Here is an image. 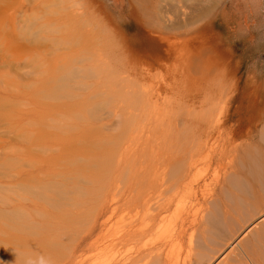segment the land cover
Returning <instances> with one entry per match:
<instances>
[{
	"label": "bare ground",
	"instance_id": "1",
	"mask_svg": "<svg viewBox=\"0 0 264 264\" xmlns=\"http://www.w3.org/2000/svg\"><path fill=\"white\" fill-rule=\"evenodd\" d=\"M1 1L5 2V0H0V3ZM8 1L10 2L15 1L19 3L23 1L26 2L25 4L28 3V5L30 2V0H8ZM34 1L36 2L34 3L36 5L40 3L43 4L42 0H34ZM94 1L95 0H85V2H87V4H89L90 6L92 4L91 2ZM226 1L227 0H132L131 4L133 5L138 4L139 9L141 11V13L139 14L138 11L133 6L131 7L134 8V11L133 12L131 11L132 14L131 16H133L139 22L138 28L141 30L140 32L141 34H139L141 35V37L140 39L138 37V39L139 41H143L146 38L147 41L149 39L152 42V45H150L148 42L143 41V43L140 44V46L138 47H136L132 39H129L127 37H125L124 39L122 38V40H120L119 37H117L119 40L117 38H116L117 40L113 38L114 36L117 35L116 31L112 33L113 34L112 38L114 40L112 41L111 44H109L110 42L108 43V41L104 42V40L103 41L100 40L99 38L101 37L97 36L99 37L96 38L98 41H96L95 39L86 40V45L84 44L86 47H84L82 42L85 43V40H83L81 35L83 33L82 32L83 23L79 24L81 21L78 20L81 19L83 15H81L82 12H80L82 11L81 10L82 8L79 7L78 9H76L78 10L77 12L76 10L75 11L73 10L74 11L73 14H75L74 17L75 18L76 16L80 17L77 19L78 21L76 22L77 27L74 33L75 34L74 37H76L75 42L79 40L78 42H76L78 43V45L81 40L80 45L82 46L79 49L78 48L79 46L76 45L78 50L76 49L75 55H78L79 58L78 59L74 58V59L76 60V64L78 63L77 60H79L80 62H82V64L85 65V67L84 69L81 70L80 65L77 64L76 66L78 67V69L80 67L79 70L81 71H79L77 67L76 70L75 68L69 70L68 75H65L67 77L63 79H62V75L67 71L66 72L63 71L60 74H55L53 70L56 69V67L54 66V69L52 70L54 76L51 74L53 77L51 75L50 77L47 76V78L45 77L46 79H43L42 81L40 75H42V67L45 66L46 63H44L45 61H42L41 49H39V47L41 46L33 47V45L36 44V39H35V44L33 45L29 44L32 48L27 47L26 45L25 46L21 45L19 49L16 50L14 49L15 50L14 51L11 48H10L11 50L6 49V45H8L7 42L10 40L9 37L11 36L5 35L4 32L0 31V62L1 60H2L1 62L2 64L3 62H5L7 68L10 67L8 68L9 70L12 69L11 67L13 62V61L10 62L11 61L10 57L14 59L17 51L19 53L21 50L26 52L27 50L31 49L34 52V55H32L31 57L29 56L30 58L27 57L28 55L25 53L26 54V56L24 55L25 59L26 58L29 59L24 64H20L21 63L20 62L19 65L21 66H17V69L15 68L16 70L14 72V75L11 76L13 81L9 79L7 80L0 79V246L1 247L30 246V248H33L36 246L32 240H31L32 242L28 240L29 236H24V235L22 236L21 234H15L12 231L14 230L13 228L18 225L26 224V226H29L27 222L31 219V216H33V219L31 221V224L33 226L38 225L41 226L42 228H47L50 227L51 224L53 225L56 221H61L64 224H68V221L72 219L73 221L78 222L80 221V219L82 220L84 218V216L87 214L88 210L91 207L97 206V212H96L97 214L93 215L87 223L86 234H82V236L83 235L84 236L83 237L81 236L80 239L77 240L75 245H73L72 248L73 255L70 259L65 261L64 264H101L100 261H91V258L88 257L85 260H81L78 258V255L84 252L85 253L92 252L94 249L97 250L99 248V252L97 250V253L99 254L100 257H103V253H105L104 250L107 251L108 248H110V250L117 249L116 254H118L119 253L118 250L120 249V247L125 248L124 250L125 253L123 252L124 254L122 253L123 250L121 251V253L123 254L122 257H120L122 255L121 254L118 256L120 258L118 257L115 258L117 255L114 254V256L116 255L114 257L115 259L111 258L112 259L111 260L109 258L110 261L109 259L108 261L104 259L103 260L104 263L103 262L102 263L103 264H264V228H261L262 226H264V213L262 211L263 208L261 209L262 205L260 208L258 206V202L261 203L262 199L258 196V194H256V192H253L254 188L252 186V182L249 180L250 176H256L257 174H261L262 170H260L257 162H254L255 168L251 167L250 165L249 166L251 167L249 170V172H251L250 175L247 176L246 171L243 173V175L246 176L243 177L244 179L246 178V181H248L247 183L246 181H243V178L241 179L242 176H240L241 173L238 174V170H237L238 168L236 169L233 167L229 169L228 179H225L226 177L224 178V180H227L226 182H224V185L226 186L224 190L228 188V191L231 192L232 195H235L234 197L231 198L229 197L231 199V204L234 202L235 205H232L233 207L231 208L230 207L227 208V203L228 202L230 203V201L228 200V198L227 199L225 198L227 202H222L221 204H217L216 206H214L213 209L210 207L211 209L209 213L202 214L201 218H199L198 212L197 211L193 212V207H196L197 205L200 204V199H199L200 195L198 196V193L202 192L203 187L209 189L208 188L209 182L207 179H204V177L197 175L198 172L196 170V167L198 161L194 160V158L205 156L206 161H208V167L209 166L214 167V177H216L219 174L218 169L220 167L222 169L224 168L226 171L227 168L230 167L228 165H225V160H226V156H233V154L228 151L231 144H228L226 141L222 143L221 142L218 143L217 140H215L210 144L208 140L204 141L203 138L197 136L196 133L193 132V129H189L188 128L189 124L188 126L187 124H185L187 123V121L184 120L182 117H180L182 112L179 113V109L180 111H182L183 110V109L181 110L182 107H179L177 111H175V108H166L158 113V116L160 114L161 119L159 120L158 116H156L158 121H156L157 123L153 122V124L155 123V125L157 126V131L159 133L156 139L154 138V136H152L151 133L150 135H147V138L145 137L143 138L142 136H139L140 141H143V143L136 150L137 156L135 158H132L135 161L133 168L136 166L137 162H139L140 163L139 169L135 172L133 176L129 177L128 179L129 182L125 184L124 190L120 195L118 194L119 195L118 197L117 196L112 197L109 196L108 193H103L104 190L102 189V186L99 185V181L97 182V180L93 181L94 182L93 185L99 191L100 195H98V197H92V198L84 195L83 191L86 189L85 185L87 184L84 185L79 179L80 177L76 178L75 177L76 174L73 173L75 175L73 176L72 174L73 171L72 172L70 171V165L73 168L75 167V164L70 159L71 155H69L68 153H67L68 155H64V151L65 152L69 151V153H73L76 150L77 152L78 147L76 146H79V149L80 146H82L81 149L84 152L85 149L83 148L85 147L84 145L86 144L89 145L90 143H88L86 139L83 140L81 138L79 139L78 136L76 138L73 134L72 135L74 137L71 134L63 135L60 132H58L59 120L62 117V114L64 113L70 114L72 113L71 112L72 110L70 111L71 106L84 105L88 101L85 100L87 96L79 94L78 90L81 89V87L84 85L91 86L92 89L90 88L89 89L92 91V93L95 96L101 98V102L94 104L93 107L96 108L98 111H102L104 107L108 108L107 116L111 119V121H109L111 122L110 125L108 124L109 122L103 123L99 126V129H102L101 131L115 130L116 132L114 134H110L106 136V138H104L105 140L100 142L101 146L98 148L99 151H97L94 158L97 161L102 160L100 161L102 163L104 161L106 165L109 164V167L111 164V167L113 168L112 173H114V167H113L115 165L114 163L116 162L118 165H121L122 162L121 158L126 152V144L128 140L127 138L130 137V135H127L128 133L127 129H129L130 131H134L138 129H142V130L147 129L149 125L148 124L149 118L151 119L152 116V115L148 116L149 118L146 116L148 119V123H146L147 120L143 119L145 121L144 122L141 119L144 122L141 124L140 119H138V117L141 114L135 115V117L134 114L142 113L146 110L149 111L151 106L144 101L145 99L141 100L138 103L134 102L127 104L122 102V99L126 93L132 91L133 92L141 91L140 84L137 81H134L131 78L129 82H126L125 81L127 80L126 77H122L120 75L115 76L108 71L95 72L92 69H98L99 67L102 68L104 66L106 68L107 66L113 67V65L114 67L116 65H118V67L122 65L131 66L136 69L144 66L152 69L155 63L160 62L159 57L157 55V53H159L158 49L155 48V45L153 44L155 43V41H158L154 39L156 35L157 37L161 38L160 40L162 42H166V43H170L173 40V42H181L182 44H185L189 39L199 38L200 35H202L206 29L214 25L213 23L214 21H216L215 19L221 10V7L225 4ZM74 2L78 3L79 1L76 0ZM175 2L176 3L182 2L183 5L182 6L178 5ZM30 3H33L32 0ZM5 7L6 4L5 6L3 5L0 7V18L4 17V15H9L6 14L9 13L8 12L9 9L8 8L6 9ZM208 15H211L210 19H208L205 23H202V20L206 18ZM103 22H102L103 25L106 24L107 26H110V23L112 22L115 23L112 16L109 14H103ZM3 24L0 25L4 26ZM106 25H104L105 28ZM22 26L23 25H21V27L19 26V29L20 28L22 29L24 27ZM153 28L158 29L160 31V32L157 31L159 32V34H157V32H155L156 30H154ZM22 34H24L23 31ZM102 34L105 33L102 32ZM38 39L40 40V37ZM31 43H34V41ZM37 43L40 45L39 41ZM94 46L96 48V52L95 53L93 52L94 55H92V51H95L93 50ZM134 47H136V49H134ZM91 48L92 51L90 52ZM138 51L145 52L143 54V56H145V59L144 57L139 55ZM82 53L83 55L88 54V57H85V55L83 56ZM24 56L22 57L24 58ZM75 57L77 58V56ZM164 61L165 60L163 59L162 63ZM54 63H56L55 60ZM87 66L90 67L92 72H90V74L88 72L89 75L86 74L87 75L86 77L84 70L85 69L89 70V68H86ZM197 66L200 67V65ZM57 68H58V64H57ZM11 74L9 72L8 76ZM84 75L86 78L84 77ZM89 76H93L96 79H94L91 83H84V80L80 81V84L79 82L77 83L75 82V80L77 81V79L79 78L81 79L82 77H84L85 79H87ZM102 77H107V78L104 81L97 80V79H101ZM89 78L92 79L91 77ZM87 81L88 80H85V82ZM99 81L103 83H107L108 87L112 88L111 92L113 93V99L116 100V103L118 102V104H116L110 110H109L110 100H108L109 98H105L107 97V95H105L104 91L99 89V85H100ZM61 82L62 83L65 82L68 85L75 82L76 85L77 84L78 85L76 88V85L74 84L73 88L76 89L74 91L72 90V92L69 94H66L65 93L66 90L65 91L63 90L65 87L64 85L62 87L63 89L61 88V90L63 93H65V95L61 97V94L58 89L60 88ZM67 89L69 90V87H67ZM142 94L144 95V97H146L145 92H142ZM14 95H17L16 99L27 96H30L31 98L30 100L28 99L29 101L24 100L25 102L23 104H21L23 100L21 103H19L15 99L19 103L18 104L17 102L14 103L12 101V98H15ZM32 97H36V98L34 99ZM42 97L44 99L45 97H48L49 100L50 98H52L53 99V100L51 99L52 102L55 100L57 103L54 104L51 103L52 108H48L49 107L48 105H50V103H48L47 101L45 102L48 105L44 103L43 102L44 99H42ZM62 98L71 99V102L61 103ZM76 98L77 100L75 101ZM120 101L122 102V104ZM68 109L70 112H66L68 111ZM73 111H75V109ZM93 113H99V112H93ZM180 119H182L183 121L180 122L179 121ZM49 122L51 123L50 128L57 129V131L55 132L57 134L53 133V131H52L53 134L52 133L47 134V131L50 129L49 127H48L49 129L47 128L48 130L45 132L46 130L45 127H47L46 124ZM150 122L152 123V120ZM179 123L185 124L186 127L178 128ZM216 125L215 124L213 125L212 123V127H216ZM121 140H123L122 141L123 143L121 142ZM140 143L141 142H139V144ZM154 146H156L155 149ZM208 147H210L211 150L208 151V149H210ZM85 150H86L85 152L89 153L87 151L88 150L87 148ZM83 152L81 153L83 154ZM126 154L128 157V151ZM68 157H69V163L67 162ZM84 157L86 158L85 161L89 159V156L86 157L85 155ZM77 160L81 161L79 159ZM83 160L84 158H82V161ZM112 164L114 165L112 166ZM77 165H79V163H77ZM83 165L79 166L77 170L78 174H81L82 171L86 169V167L84 168ZM103 165L104 163L100 166ZM244 165L245 164H243V166ZM235 166L237 167L238 165ZM109 167L107 165L105 169L107 168L109 170ZM100 171L102 172V170ZM111 171L112 169L107 172L111 173ZM103 174L105 173H102V175ZM105 175L102 177H105ZM120 176L122 175H118L119 179L121 178ZM61 185L68 190V194H66L65 195L66 197H64L63 199L58 200L57 190L58 187ZM245 186L246 187L250 186L252 190L251 191L247 190L248 193H246ZM221 188H223V186H221ZM233 188H235L236 191L232 190ZM75 189H77V192L75 191ZM249 192L252 193L251 197L249 196ZM130 196L132 199H137V200L127 201L128 197ZM66 203H75L77 205L76 213L72 217H70L68 214H64L61 211L62 206L65 205ZM108 203L111 204L109 205ZM117 203H118V207L120 206V204H122L123 207L127 206L131 216L129 219V223H126L128 227L124 229V232L120 237V239L116 240V238L114 237L110 241L111 245H117L120 243L127 244L134 241L140 246H107L104 248L99 247L106 245L108 242V238L104 234V230L107 228V225L109 224V222L112 220L113 217V213H110L109 210H111V207L113 208V205H116ZM252 204L253 207L257 208L258 210L254 212L255 208L254 210L251 209L254 214L252 215L248 213V215L249 214L252 215L251 219L254 218L255 216H258L255 217L257 218L256 221H253L251 224L253 227H255V229L257 228L258 237L260 238L258 240L260 242L263 240L262 243L263 246H249V245L243 246L241 242L243 233L240 232V230L239 232L238 230L234 232L235 225L234 227H232L233 225L232 221L236 219V216H239V218L242 219L243 218L242 216L244 215V213L248 212V208L252 207L250 206ZM48 205L54 210L48 212L49 209H46L48 208ZM173 209L182 212L181 217L173 222V227H171V229L166 235L159 237L155 236L151 232L152 228L156 225L158 221L165 220L166 215L169 212H171ZM36 216L42 218L41 222L35 220ZM246 220L248 219H244V222ZM138 222H140L141 224L139 229L140 231L138 230L137 227ZM205 224L208 225L210 224L211 226H209L208 234L205 231H203L205 232V235L204 236L202 235L203 239L202 238L200 239L202 241L204 240L206 242L207 240L208 241L210 239L212 240L213 235L214 237L217 235L218 236L224 235L223 232L228 230L230 233L234 232V234L232 233V235H230L231 237H229V240L227 241H225L227 238L225 240L223 238V241H225L223 246H219L220 241L218 243L219 244L218 246L201 245L199 246V248H195V246L194 247L189 246L185 254L179 252L177 255L172 250L167 249L168 243L173 242L177 240L180 236L187 234V232L191 227L195 225H198L199 227ZM248 226L247 228L245 226H242V228L248 229L249 228ZM81 233L79 235H81ZM246 240L248 239L246 238ZM216 242H214V244H216ZM37 244H39V242H37ZM11 248L13 250L10 251H17V252L21 251V250L19 251L18 248L17 250H15V247H11ZM24 249L26 250V248ZM24 249H22V252ZM0 250L5 251L3 252L4 254L0 252V258L1 259H3V257L7 258L8 251L6 250V248L4 249L0 248ZM40 250L42 253L40 252ZM43 250L44 248L42 247L39 248V251L35 254L37 255V258L39 257L43 258V254H44ZM26 251L24 252L29 253V251L27 252ZM11 253L12 252H10V254ZM20 255L23 256V254H19L18 255L19 258ZM19 258L17 259L19 260V262L20 260L21 262L27 260L26 263L24 262L25 264H34L26 257H25L26 260L24 259V261L23 259H19ZM37 258L35 260L36 264L39 263L42 264V262L40 260H37Z\"/></svg>",
	"mask_w": 264,
	"mask_h": 264
},
{
	"label": "rangeland",
	"instance_id": "2",
	"mask_svg": "<svg viewBox=\"0 0 264 264\" xmlns=\"http://www.w3.org/2000/svg\"><path fill=\"white\" fill-rule=\"evenodd\" d=\"M42 1L43 4H37L38 6L34 4L36 3L34 0H32L33 3H30V0L29 5L28 3L25 4L26 2L23 1L19 3L15 1L10 2L8 0H5V2L1 1L0 3V7L3 5L5 6L6 4L5 8L9 9V13L6 14H9L11 16L10 17L9 15H4V17L0 18V24L2 25L4 23V26L0 25V31L4 32L5 35L11 36L9 37L10 40L7 42L8 45H6V49L11 48L13 50H16L19 49L21 45L31 47L30 45L35 44L36 39V44L33 45V47L41 46L39 47V49H41L42 61H45L44 63H46V65L42 67V75H40L42 81L43 79H46L47 76L50 77L51 74L54 76L53 72L55 74H60L63 71H67L66 73H63V79L67 77L65 75H68L69 70H72L74 68L76 70L77 64L80 65L81 70L84 69L85 65L82 64V62H80L79 60H77L78 63L76 64L75 60L79 58L78 55H75L76 49L78 50V48L80 49L82 46L80 45L81 40L78 45V43L76 42H78L79 40L75 42L76 37H74V33L77 27L76 22L78 20L81 21H79L80 23L78 22L79 24L83 23L82 26L84 31L82 30L83 33L81 34L83 40H85V43L82 42L83 45H86V40L95 39L96 41H98L96 38L99 37H101L99 39L102 41L104 40V42H110L109 44L112 43V41L114 40L113 38L116 39L117 37H119V39L122 40V38L124 39L125 37H127L129 39H132L136 47L140 46L143 41L148 42L150 45H152V42L149 39L147 41L146 38L143 41H139L141 37V35H139L141 34V30L138 28L139 22L133 16H131V11L133 12L134 8L138 11L139 14L141 13V11L139 9L138 4H131L132 0H95L94 2H91V6L87 4L85 0H78V3L74 2L76 0ZM176 4L181 6L183 5L182 2ZM132 6L134 8H131ZM79 7L82 8H80L82 11L79 10L80 12H82L81 15H83L81 19H78L80 17L77 16L75 18V14H73V12ZM77 11L78 10H76V12ZM103 14L111 15L115 23H110V26L104 24L106 25L105 28V26L103 25V23H105L103 22ZM210 16L211 15H208L206 18H204L202 20V23H205L208 19H210ZM215 20L216 21H214L213 23L214 25L206 29L203 34L200 35L199 38L189 39L185 44H182L181 42H173V40L170 43L162 42L160 40L161 38L157 37L156 35L154 39L158 41H155V43L153 44L155 45V48L158 49L159 53H157V55L159 57L160 62L155 63L152 69L144 66H142L144 69L142 67L136 69L134 67L125 65L119 67L118 65H116L115 67L114 65L113 67L107 66L108 70L105 66L102 68L99 67L98 69H92L95 72L108 71L115 76L120 75L122 77H126V82H129L131 78L132 80L137 81L140 84L141 91H132L126 93L122 99V102L127 104L134 102L138 103L141 100L145 99L144 101L149 104L151 108L149 109V111H144L145 113L142 112L144 115L142 113H136L134 114V117L135 115L141 114L139 116L140 118L138 117V119H140L141 124L145 122L144 120H147L146 123H148V116L152 115L153 117L151 116V119L148 117V124L150 126L148 125L149 128L147 127V129H138L134 131H130L129 129H127V135H130V137L127 138L128 140L126 144V152L121 158V165H118L116 162L114 163L115 165L112 164V166L114 165V174L112 173L113 168L111 167V164L110 167L109 164H107L109 170L107 168L106 170V163L103 161L104 165L100 166L103 164L102 162H100L102 160L97 161L94 158L97 151H99L98 148L101 146L100 142L105 140L104 138H106V136L116 133L115 130L101 131L102 129H99V126L101 124L108 123L109 121H111V119L107 116L108 108L104 107L102 111H98L96 108L93 107L94 104L101 102V98L95 96L92 93V91L90 90L92 89L91 86L84 85L81 87V89L78 90L79 94L87 96L85 100H88V104L85 103L84 105L71 106L70 111L72 110V113L62 114V117L59 120L58 132L63 135L73 134L76 138L78 136L79 139H86L87 142L90 143L89 145L86 144L84 145L85 147H83L85 149L87 148V151L89 153L85 152V149L83 152L81 149L82 146H80V149L79 146H76L78 147L77 152L76 150L73 153H69V151H64V155H71L70 159L75 164V167H73L74 169L70 165V171H73L72 174H76V176L74 174L73 176H75L76 178L80 177L79 179L81 180V182L84 185L87 184L85 185L86 189L83 191L85 196H89L92 198L98 197V195H100L99 191L93 185V181L97 180V182L99 181V185L102 186V189L104 190L103 193H108V195L112 197H118L124 190L125 184L129 182V177L133 176L135 172L139 169V162H137L136 166L133 168L135 161L132 159L137 156L136 150L143 143V141H140L139 136L147 138V135H150L151 133L152 136H154V138L156 139L157 135L159 134L157 131V126L155 125V123H157L156 121H158L156 117L158 116V113L166 108H175V111H177L179 107H182V111H180L179 109V113L182 112L183 114H181L180 117L187 121V123L185 124H187V126L189 124V129H193V132L196 133L197 136L203 138L204 141L208 140L210 144L215 140H217L218 143L226 141L228 144H231L228 151L233 154V156H226L225 160V165H228L230 167L227 168V171L224 168L222 169L220 167L218 169L219 174L216 177H214V167H208V161H206L205 156L194 158V160L198 161L196 167V170L198 172L197 175L204 177V179L208 180L209 189H207L206 187L205 189L203 187L205 191L202 189V192L198 193V196L200 195V204L196 207H193V212L197 211L199 214V218H201L202 214L209 213L210 209H213L214 206H216L217 204L227 202L225 198H228V200L230 201V203H227V208L233 207L232 205L235 204L234 202L231 204L230 198L234 197L235 195H232V193L228 191V188L224 190V188H226L224 182L227 181L224 180V178L226 177L225 179H228L229 169L234 167L236 169L238 168V174L241 173V179L243 178V181H246V178L244 179V177L246 176H244L243 173L246 171L247 176H249L251 173L249 172L250 168H255L254 162H257L260 170H262L261 174H257L256 176H250L249 180L252 182V186L255 190H253V192H256V194H258V196L262 199L261 203L258 202V206L260 208L262 205L261 209L263 208L262 211L264 213V0H227L225 4L221 7V10ZM85 23L88 24L86 25ZM21 25H23L24 27L22 26L23 28L19 29V26L21 27ZM154 30H156L155 32L159 31L158 29ZM22 31L24 34H22ZM114 31L117 32V35L113 37L112 33H114ZM102 32H104L105 34H102ZM159 32H157V34H159ZM39 37L40 40L38 39ZM33 41L34 43H31ZM38 41L40 45L37 43ZM76 45L79 47L77 48ZM85 45L84 47H86ZM136 47H134V49H136ZM93 48V50L95 51H92V48L90 50V52L92 51V55H94L93 52H96L95 46ZM21 51L19 53L17 51L14 59L10 57V62L13 61L11 67L12 69L10 70L8 69L10 67L7 68L5 62H3V64L1 63V60V80L9 79L13 81L11 76L14 75L17 66H21L19 65V63L21 62L20 64H24L32 55H34V52L31 49L27 50L26 52L23 50ZM25 53L28 55L27 57H30L25 59ZM138 53L145 59V56H143V54L145 53L144 51H138ZM84 55L85 57H88V54ZM22 56H24V58ZM75 56H77V58ZM163 59L165 61L162 63ZM54 60L56 61V63H54ZM197 65H200V67ZM54 66L56 67V69H54ZM88 66L86 68H89V70H84L85 75H89L90 72H92L90 67ZM7 70L10 72V74H12L8 76L9 72ZM84 77H82L81 79H77V81L75 80V82H79L80 84V81L84 80V83H91L94 79H96L93 76H89L92 79H90L89 77L85 79L86 77ZM106 78L107 77H102L101 79L97 80L104 81ZM85 80L88 81L85 82ZM75 82L69 85L65 82L60 83L61 85L58 89L61 94V97H63L65 93L69 94L72 92V90L74 91L77 88L78 84L76 85ZM74 84L76 85L75 89L73 88ZM64 85L65 87L63 89L62 87ZM67 87H69V90L67 89ZM61 88L64 91L66 90V92L63 93ZM99 89L104 91L105 95H107V97L105 98H109L108 100H110L111 104L109 103V110L113 108L116 104H118V102L116 103V100L113 99V93L111 92L112 88L108 87L107 83L100 82ZM142 92L146 93V97H144ZM16 96L17 95H14L15 98H12V101L14 103H16L17 101L21 103L23 100V102L21 103L23 104L25 102L24 100L29 101L31 98L30 96H27L20 97L22 99H16ZM32 98L35 99L36 97ZM47 98L48 97H45L44 99L42 97V99H44L43 102L46 103L45 101H47L48 103H50V105L46 103L49 106L48 108H52L51 103L54 104L57 102L55 100L52 102V98H50V100L49 98ZM76 100L77 98L75 99V101ZM67 102L70 103L71 99L62 98L61 103ZM74 109L75 111H73ZM70 111L68 109V111L66 112ZM91 111L99 113H93ZM158 118L159 120L161 119L160 114ZM141 119H144V122ZM151 120L152 123L150 122ZM179 121L181 122L183 120L180 119ZM153 122L155 123L153 124ZM212 123L213 125L217 124L216 127H212ZM108 124L110 125L111 122H109ZM185 124L179 123L178 128L186 127ZM50 125V122L46 124L47 127H45V132L50 128ZM50 129L48 130L49 132L47 131V134L52 133V131L53 133L57 131V129L55 128ZM123 140H121V142ZM139 142L141 143L139 144ZM155 147L156 146H154V149ZM209 150H211V148L208 149V151ZM127 151L128 157L126 154ZM81 152H83V154ZM83 155H86V157L89 156V159L85 161L86 158ZM82 158H84L83 161ZM77 159L81 161H78ZM67 162L69 163V157ZM77 163H79V165H77ZM243 164L245 165L243 166ZM82 165L84 168L86 167V169H84L81 174H78L77 170L79 166ZM117 165L119 168L117 167ZM235 165L238 166L236 167ZM250 165L251 167H249ZM131 167L133 168V170ZM244 167L246 168V170ZM110 168L112 169L111 173L107 172L111 170ZM100 170H102V172ZM102 173H105L107 176L105 174L102 175ZM104 175L105 177H102ZM118 175H122L120 176V179ZM246 182L248 183V181ZM221 186H223V188H221ZM245 189L246 193L252 190L250 186H247ZM232 190L236 191L235 188H233ZM75 191L77 192V189H75ZM57 194L58 200H61L66 197L65 195L68 194V190L61 185L58 187ZM249 196H252L251 192H249ZM136 200L137 199H132L131 196L127 199V201ZM250 206L252 207L248 208V212L244 213L242 219H240L239 216H236V219L232 221V227H234L235 225V230L233 229L234 232H236L237 230L239 232L240 230V232L243 233L241 239L243 246H263V240L261 242L258 240L260 238L258 237L257 228L255 229V227H253L251 224L253 221H256L257 218L255 217L258 216H255V219H251L252 215L254 214L252 210H254L255 207H253V204ZM76 208L77 205L75 203H66L62 206L61 211L64 214H68L70 217H72L76 213ZM46 209H49L48 212L54 210L49 205ZM256 210L258 209L255 208L254 212ZM109 211L110 213H113V217L107 225V228L104 230V234L108 238V242L106 245L99 247L104 248L107 246H140L134 241L127 244L120 243L117 245H111V239H113L114 237L116 238V240L120 239L124 232V229L128 227L126 223H129L131 214L127 206L123 207V205L120 204V206L118 207V203L116 205H113V208L111 207V210ZM96 212L97 206H93L88 210V215L86 214L84 218L82 220L80 219V221L78 222L73 221L72 219L68 221V224H64L61 221H56L53 225L51 224L50 227L47 228H42L37 224V226H33L31 224L33 216H31V219L27 222L29 226H26V224L18 225L15 226L13 228L14 230L12 231L15 234L29 236L28 240H30V242L33 241L36 246L33 248H30V246H0L1 249L6 248V250L8 251L7 258H0V264H22L24 262L26 263V258L36 264L35 260L37 258V255L35 254L39 251L40 247L44 248V254L43 258L39 257L37 258V260H40L42 264H64L65 261L72 257L73 245H75L77 240L80 239L82 234H86L87 223L93 215L97 214ZM248 213L252 215H248ZM181 215L182 212L173 209L166 215L165 220H161L156 223V225L152 228L151 232L158 237L166 235L171 229V227H173V222L176 219L180 218ZM41 219V217L36 216L35 220L41 222ZM244 219L248 220L244 222ZM198 225L191 227L187 234L182 235L177 240L168 243L167 249L172 250L177 255L179 252L185 254L189 246H195V248H199V246L201 245L218 246L219 241V246H223L224 242L229 240V237H231L230 235H232V233L234 234V232L230 233L228 230L223 232L224 235H217L215 237L213 235L212 240H209L210 242L208 240L206 241L208 244L203 240L206 243L205 244L200 239H203L202 235L204 236L205 232L207 234L209 233V226L211 225L205 224L199 227ZM241 225L245 226L246 228L249 225V228L244 229ZM140 226L141 224L140 222H138V230L140 229ZM79 228L81 232L83 231L82 233L80 232ZM261 228H264V226H262ZM250 231H252L253 233ZM80 233L81 235H79ZM223 238L224 240L226 238L227 239L223 241ZM246 238L248 240H246ZM37 242H39V244H37ZM214 242H216V244H214ZM11 247H15V250H17L18 248V250L21 251H10L13 250ZM24 248H26L29 253ZM123 248L120 247V249L118 250V254H116L117 249L110 250V248H108L107 251L104 250L105 253H103V257H100L97 253V250L99 252L98 248L97 250L94 249L92 252L80 253L78 255V258L81 260H85L88 257L91 258V261H100L101 264H103L104 259L108 261L109 258H114L116 255L117 256L115 258H117L119 255H121L125 250V248ZM22 249H24L23 252ZM24 251H26L27 253H25ZM0 252L3 253L5 251L0 250ZM10 252L12 253L10 254ZM19 254H23V256L20 255L19 258ZM114 254L116 255L114 256ZM123 254L120 257H122ZM18 258L23 259V261L25 259L26 261L21 262L20 260V263L19 260H17Z\"/></svg>",
	"mask_w": 264,
	"mask_h": 264
}]
</instances>
